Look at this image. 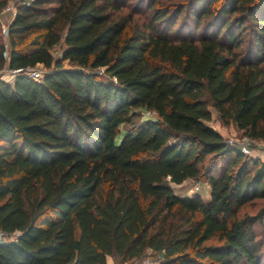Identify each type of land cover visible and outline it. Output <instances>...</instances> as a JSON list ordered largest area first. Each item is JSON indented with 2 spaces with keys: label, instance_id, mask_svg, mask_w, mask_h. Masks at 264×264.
<instances>
[{
  "label": "trees",
  "instance_id": "16d2710c",
  "mask_svg": "<svg viewBox=\"0 0 264 264\" xmlns=\"http://www.w3.org/2000/svg\"><path fill=\"white\" fill-rule=\"evenodd\" d=\"M14 7L7 48L0 33V71L19 70L0 81V230L18 235L0 264H131L147 250L157 264H264V204L238 215L264 199V161L209 124L211 107L264 139V0ZM37 65L41 79L22 72ZM189 178L208 182L207 201L173 192Z\"/></svg>",
  "mask_w": 264,
  "mask_h": 264
},
{
  "label": "rangeland",
  "instance_id": "374dc122",
  "mask_svg": "<svg viewBox=\"0 0 264 264\" xmlns=\"http://www.w3.org/2000/svg\"><path fill=\"white\" fill-rule=\"evenodd\" d=\"M8 4L14 7V0H10ZM10 19H12V11L4 10V8H2V10H0V33L5 42H7L6 33H4L2 29H3V26H6L7 24H9ZM62 46L63 45L60 44V45L55 46L52 49V54L54 57H58L60 55ZM6 54H7V51H6ZM64 64L66 66V62H64ZM37 67L43 72H45L42 65H37ZM210 110L212 113V117H211V121L209 122V124L213 127V129L218 130L220 133H222L221 135L225 139V141L227 139H233V138L234 139H242L244 137L249 138L246 134L243 133L242 130L238 129L233 122L230 121L228 124H224L222 120L220 119L219 114L211 107H210ZM142 115L143 117H148V116L152 118L155 117L152 115H147L146 111L144 110L142 111ZM125 127H126L125 125H122L120 127V133L117 136V140L124 133ZM249 139L251 141L250 143L251 153L253 155H258V157H260L261 159H264V139H252V138H249ZM171 187L173 189V192L179 197H191L193 196V194H197L200 197V199L203 200L204 202L209 199L210 187H209L208 182L202 178H199V179L189 178L180 184H171ZM262 204H264V199L254 200L253 202L242 206L238 211V215H242L245 213L249 215L253 214L259 209V207ZM13 240H15V238ZM160 258H161L160 253L147 250V252L142 258H140L139 260H136L135 262H132L131 264H157ZM119 261H120V258L116 257L115 255L111 254V255L106 256L107 264H120Z\"/></svg>",
  "mask_w": 264,
  "mask_h": 264
},
{
  "label": "built area",
  "instance_id": "2783aa9c",
  "mask_svg": "<svg viewBox=\"0 0 264 264\" xmlns=\"http://www.w3.org/2000/svg\"><path fill=\"white\" fill-rule=\"evenodd\" d=\"M4 10H9V11L11 10L12 11V18H13L14 14H15V7L7 4L4 7ZM7 25L3 26L2 31L4 33H7ZM4 45L7 48V46H8L7 42L4 41ZM18 71L19 70L10 71L7 68H5L4 70L0 71V81H7V82L11 83L13 81L15 74ZM22 72H24L29 77L34 78V79H41L42 74H43V71L40 70L37 66L26 68ZM146 113H147V115L154 116V114L151 113L150 111H146ZM226 142L229 145L238 148L243 154L250 155L253 157H258V155H253L250 151L251 150V146H250L251 141L249 138L244 137L242 139H234V138L233 139H227ZM262 160L264 161V159H262ZM167 179H169V176L167 177ZM17 235H18L17 233H6V232L0 230V242L10 241V240H13L14 238L16 239Z\"/></svg>",
  "mask_w": 264,
  "mask_h": 264
},
{
  "label": "crops",
  "instance_id": "0c3cea01",
  "mask_svg": "<svg viewBox=\"0 0 264 264\" xmlns=\"http://www.w3.org/2000/svg\"><path fill=\"white\" fill-rule=\"evenodd\" d=\"M11 20V19H10ZM218 133H220L218 130H216ZM220 134H222V133H220Z\"/></svg>",
  "mask_w": 264,
  "mask_h": 264
}]
</instances>
